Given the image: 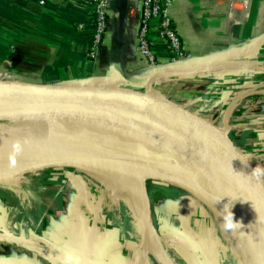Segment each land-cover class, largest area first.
<instances>
[{"label": "crops", "instance_id": "obj_1", "mask_svg": "<svg viewBox=\"0 0 264 264\" xmlns=\"http://www.w3.org/2000/svg\"><path fill=\"white\" fill-rule=\"evenodd\" d=\"M123 6L124 0H107L108 27L98 55L90 60L86 53L93 33V23L90 10L85 6L57 1L39 5L35 0H0V81L95 84L144 80L153 70L141 55L132 28L129 26L125 29L116 19L117 11ZM168 13L190 58L173 62L174 53L164 43L155 41L152 51L157 60V74L180 70L177 67H185L182 69L184 73L200 66L230 67L232 62H247L244 57L254 58L257 63L264 62V0H249L247 8L237 0H173ZM249 66L252 65L244 67ZM23 74H32L33 78L25 79ZM203 77L207 84L200 86L206 85L213 90L227 87L230 91L237 86L242 71L233 68ZM244 106L236 108L231 122L244 123L248 129L244 130L242 144L248 146L246 143H249V146L256 147L260 139L264 138V126L257 129L253 125L257 117L261 118L255 112L264 114V105L254 99ZM244 111L250 114L244 115ZM73 192H68L69 198L66 199L65 195L61 201L65 206V210H62L64 215L72 211L70 205ZM2 200L0 196V264L16 261L25 264H72L48 253L45 247L31 250V247L14 242L8 233L12 223L8 225L6 204ZM170 204L166 208L158 203L155 208L160 215L161 226L162 223L170 224L173 229V220L179 216L177 211H182L183 207ZM58 218L56 222L60 220ZM71 220H62L61 228L57 224L53 226L57 234L54 231L48 232V238L62 245L66 242L78 244L73 235H58L59 230L64 232L66 228L69 229ZM77 225L81 228V238L85 239L86 235H82L86 231L82 228L87 226V222L80 220ZM93 233L99 236L98 240L95 239V245L101 244L105 252L112 253V257L117 256L114 260L116 264L122 252L127 259L135 261L130 255L131 250L134 251L130 242H122L120 252L114 253V256L111 238L107 237L105 231ZM87 243L85 239L84 244ZM171 245L168 244L173 248ZM178 245H175L177 249ZM73 249L76 251V248ZM77 251L95 264H100L89 256L88 250ZM146 260L147 264H151Z\"/></svg>", "mask_w": 264, "mask_h": 264}, {"label": "bare ground", "instance_id": "obj_2", "mask_svg": "<svg viewBox=\"0 0 264 264\" xmlns=\"http://www.w3.org/2000/svg\"><path fill=\"white\" fill-rule=\"evenodd\" d=\"M242 96L239 94L229 103L224 118L230 115ZM122 117L119 114L98 117L39 112L11 104L0 105V191L23 201L31 195L21 188L25 172L39 171L37 169L44 163L76 161L82 182L77 185L87 197L102 194L114 222L124 225L119 214L123 207L129 223H139L136 238L149 249L141 255L150 259L151 264V260L155 264H186L171 251L168 244L172 242H168L166 235L159 234L148 217L145 180L158 178L186 191L191 200L185 203L187 207L196 208V212L204 213L211 220L222 244V264H258L248 239L249 229L239 216L213 203L183 173L170 154L167 141L157 130L145 127L140 121L119 122ZM190 136L215 180L255 196L240 169L222 155L216 142L194 131H190ZM52 169L63 170L61 167ZM228 224L232 227H227ZM176 243L171 246L174 248Z\"/></svg>", "mask_w": 264, "mask_h": 264}, {"label": "rangeland", "instance_id": "obj_3", "mask_svg": "<svg viewBox=\"0 0 264 264\" xmlns=\"http://www.w3.org/2000/svg\"><path fill=\"white\" fill-rule=\"evenodd\" d=\"M244 58L247 59V62L240 64H234L232 62L230 67H193L194 71L191 70L189 73H184L183 70L168 71L165 72L167 75H165L166 78L164 80H162V78L161 80H154L163 76V74L156 73L155 76L146 78L142 82L143 84L156 83L155 85L161 84L183 90L187 94L197 97L198 100H200L199 104L203 103L204 105L207 103L209 106L216 108L222 115H224L229 103L235 100L239 94H242V99L237 102L234 110L227 116L232 120L236 108H242L250 100L256 99L261 101L264 105V62L257 63L254 58ZM246 65L252 66L244 67ZM233 68L242 71V77L238 78L240 81L237 82V86L233 87V90L231 89L228 91L229 89L227 87H222L220 90L219 88L213 90L210 87H205L206 85L200 86V84L206 81L203 76L217 75ZM23 76L25 79L33 78L32 74H23ZM239 76H236V78ZM151 78H153V81L150 80ZM236 78L234 77V79ZM211 79L213 80L214 78H210V80ZM199 104L196 103L194 106L196 107ZM247 106L244 107L247 109ZM251 112H253V110ZM246 113L247 112L244 111V115H246ZM255 113L258 114L257 116H261V118L256 116L258 119L253 125L257 129L263 128L261 125L264 126V120H262V118L264 119V116H262L264 114L259 115L261 113ZM243 124L244 123L232 124L236 133H239L238 135L241 143L244 130L248 129V127ZM246 144H248V146H245V150L250 153L255 161V166H257L264 175V138L260 139L256 147H252L253 145L249 146V143ZM216 158L218 161V157ZM62 169L61 172L55 171L52 168L25 172L21 188L22 191H27V193L31 195L28 194L29 196L25 197L23 201L0 191V196L3 199L2 201L6 204L8 225L12 223V228L10 227L12 230H8V233L12 237L28 240L30 244L36 247H44L40 242V238H48L47 233H53V226H56V224L60 227L62 220L72 219V225L69 229L66 228L64 232L59 230L58 233V235L64 234L68 237L72 235L75 236L74 239L77 240L78 244H69L67 242L63 244L69 249L75 250L73 249L74 247L76 251L79 249L87 252L88 250L89 256L100 264H116L114 260L117 256L114 253L120 252L119 249L122 242H130L134 246V251L131 250L130 255L135 261L127 259L122 252L118 255V264H147L146 257H144L145 255L143 256L140 254H145L144 251H149V249L146 248L145 245H142L136 238V236L139 235V223L135 221L132 222L133 224H130L123 207L119 209V214L124 225L114 222V217L112 213L108 211V203L103 201L104 196L102 194L90 198L87 197L88 195L86 192L79 189L77 182L80 181V185L82 182L78 169L73 166L62 167ZM144 187L148 207L151 211L150 219L152 223L156 226L160 235H166L169 243H174L175 241L179 243V245L177 243L174 244V248H171V251L182 258L186 264H222L220 257L222 244L219 242L218 235L214 230L215 228L212 226L211 220L205 217L204 213L200 214L196 212V208L191 209L187 207L188 205L185 203L191 200H189V194L186 191L180 187L174 186L172 183L158 178L145 180ZM72 190L74 191L73 200L70 205L72 211L70 210L67 215H64L62 210H65V206L62 205L61 201L65 195L66 199L69 198L67 193H71ZM158 203L166 208L170 207V203L177 207H184L182 211H177L180 218L176 216L177 218L173 220V229L170 227V224L164 225L162 223L163 226H161L159 222L161 218H159L160 215H158L155 208ZM56 217H59L57 220L60 219L57 222ZM80 220L87 222V226L85 225L84 228H82L86 231L82 236L86 235L85 239L88 241L87 244H84L85 239L81 238V228L77 225ZM129 227H131V229ZM98 230L99 232L105 231L107 237L111 238L113 254L116 257H112V253H109V251L105 252L101 244H99V246L95 245V241L98 240L99 236L93 232L97 233ZM178 232L179 235H176ZM175 245H178V249ZM24 246L30 247L29 245ZM93 251L96 252L93 253ZM137 253L139 254L136 255ZM151 262L155 264L152 260Z\"/></svg>", "mask_w": 264, "mask_h": 264}, {"label": "water", "instance_id": "obj_4", "mask_svg": "<svg viewBox=\"0 0 264 264\" xmlns=\"http://www.w3.org/2000/svg\"><path fill=\"white\" fill-rule=\"evenodd\" d=\"M143 81V80H142ZM134 82L95 84H44L34 81H0V105L11 104L29 111L63 112L75 115L119 114V122L140 121L157 130L169 145L170 154L189 179L216 205L235 213L248 227V239L264 264V175L239 140L231 120L197 97L164 85ZM165 94V96H163ZM198 103V106H194ZM164 104V105H163ZM194 131L219 145L224 157L233 162L250 183L255 196L215 180L200 157L190 136ZM76 161L49 162L39 169L76 167ZM148 217L151 215L148 207ZM11 239L32 249H42L19 237ZM46 251L72 264H95L75 250L49 238H40ZM8 264H25L16 261Z\"/></svg>", "mask_w": 264, "mask_h": 264}, {"label": "built area", "instance_id": "obj_5", "mask_svg": "<svg viewBox=\"0 0 264 264\" xmlns=\"http://www.w3.org/2000/svg\"><path fill=\"white\" fill-rule=\"evenodd\" d=\"M39 5H45L51 1L79 4L90 10L93 23V33L87 51V57L95 59L108 27L106 4L107 0H35ZM231 2L235 0H230ZM245 8L249 0H237ZM173 0H124V6L116 13V19L125 29L130 26L138 40L141 55L149 62L152 73L146 78L155 76L157 72V60L152 51L155 41L162 42L174 53L173 62L185 61L190 58L185 50L181 38L172 25L168 9ZM193 67V66H191ZM182 68V67H177ZM163 70V69H161ZM167 74L154 80H164ZM145 78V79H146ZM153 81V78L150 79Z\"/></svg>", "mask_w": 264, "mask_h": 264}, {"label": "clouds", "instance_id": "obj_6", "mask_svg": "<svg viewBox=\"0 0 264 264\" xmlns=\"http://www.w3.org/2000/svg\"><path fill=\"white\" fill-rule=\"evenodd\" d=\"M227 227H232V225L231 224H228V225H226Z\"/></svg>", "mask_w": 264, "mask_h": 264}]
</instances>
